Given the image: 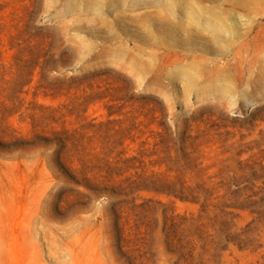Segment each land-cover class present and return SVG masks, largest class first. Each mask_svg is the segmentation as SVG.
Segmentation results:
<instances>
[{
	"label": "rangeland",
	"instance_id": "374dc122",
	"mask_svg": "<svg viewBox=\"0 0 264 264\" xmlns=\"http://www.w3.org/2000/svg\"><path fill=\"white\" fill-rule=\"evenodd\" d=\"M235 1L0 0V264H264V2Z\"/></svg>",
	"mask_w": 264,
	"mask_h": 264
},
{
	"label": "bare ground",
	"instance_id": "6f19581e",
	"mask_svg": "<svg viewBox=\"0 0 264 264\" xmlns=\"http://www.w3.org/2000/svg\"><path fill=\"white\" fill-rule=\"evenodd\" d=\"M118 1H124V0H118ZM134 1V0H131ZM264 0H236L235 3L238 6H241L243 8H255L256 6H259L261 4H263ZM168 7V6H167ZM169 10L173 11L174 10V6L172 5L171 7H168ZM224 27H226V24L222 23ZM205 28L209 29L212 31V33L216 35V33L218 34L217 36H220V31L223 30L222 28H219L216 23H214L212 20H207L206 22H203L202 24Z\"/></svg>",
	"mask_w": 264,
	"mask_h": 264
}]
</instances>
